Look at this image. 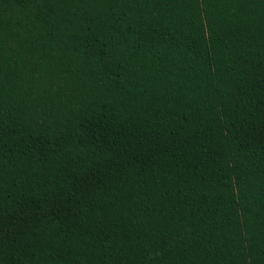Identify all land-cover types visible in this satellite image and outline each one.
I'll return each instance as SVG.
<instances>
[{"label":"trees","instance_id":"1","mask_svg":"<svg viewBox=\"0 0 264 264\" xmlns=\"http://www.w3.org/2000/svg\"><path fill=\"white\" fill-rule=\"evenodd\" d=\"M0 264H264V0H0Z\"/></svg>","mask_w":264,"mask_h":264}]
</instances>
